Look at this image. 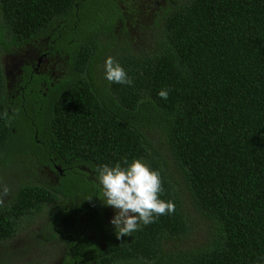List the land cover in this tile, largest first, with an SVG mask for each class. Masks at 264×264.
Masks as SVG:
<instances>
[{
	"label": "trees",
	"instance_id": "obj_1",
	"mask_svg": "<svg viewBox=\"0 0 264 264\" xmlns=\"http://www.w3.org/2000/svg\"><path fill=\"white\" fill-rule=\"evenodd\" d=\"M166 9L151 47L136 52L118 41L113 0H0V55L59 36L72 69L46 90L34 81L17 103L0 63V172L31 175L0 206V241L55 205L52 232L77 264H264V0ZM108 57L133 85L105 79ZM136 159L159 172V199L175 212L117 239L103 223L97 169ZM42 166L62 170L58 183L32 178ZM194 218L206 240L166 249L187 240Z\"/></svg>",
	"mask_w": 264,
	"mask_h": 264
},
{
	"label": "rangeland",
	"instance_id": "obj_2",
	"mask_svg": "<svg viewBox=\"0 0 264 264\" xmlns=\"http://www.w3.org/2000/svg\"><path fill=\"white\" fill-rule=\"evenodd\" d=\"M187 0H123L120 7L123 25L116 23L115 33L119 36L118 41L127 42L131 48L138 50H148L155 38V21L169 9L170 6L183 4ZM123 30L126 34H123ZM4 42L7 38L3 36ZM3 51V50H1ZM25 62L24 48H16L9 53L2 52L0 55V63L3 70L14 72L19 65ZM105 71V62L100 67ZM151 145H155L158 140L153 133L147 137ZM157 148V147H156ZM161 154H165V145L157 148ZM150 151V149H149ZM169 161L167 156H164ZM149 167L148 162L142 161ZM40 170L43 173H40ZM36 175L32 176L34 180L50 182L54 180V175L49 169H38ZM31 178L30 172L20 174L15 168L10 166L4 167V172H0V185H6L10 189L8 196L4 197L6 204L15 194L17 186L25 179ZM3 204V205H4ZM67 207V205L63 206ZM104 216L108 222L114 218L116 210L111 206L102 203ZM66 209H69L68 207ZM56 206L45 207L35 217L23 218L19 224L18 232L15 236L6 241H0V264H60L64 254V244L60 234L52 232L51 216ZM196 223V224H195ZM207 224L199 218H194L192 225V233L184 242H170L166 249H170L173 244L180 247H194L200 245L206 240ZM55 235V236H53Z\"/></svg>",
	"mask_w": 264,
	"mask_h": 264
},
{
	"label": "clouds",
	"instance_id": "obj_3",
	"mask_svg": "<svg viewBox=\"0 0 264 264\" xmlns=\"http://www.w3.org/2000/svg\"><path fill=\"white\" fill-rule=\"evenodd\" d=\"M105 79L109 83L133 85L125 69L113 57L105 61ZM158 95L168 99V90L162 89ZM7 115V113H5ZM126 167L103 165L97 169V179L103 188L102 200L106 206L116 210L111 224L115 227L117 239L130 236L141 225L154 223L159 216L175 212V204L159 199L163 191L159 172L151 170L141 160L136 159ZM10 193L9 187L0 185V206Z\"/></svg>",
	"mask_w": 264,
	"mask_h": 264
},
{
	"label": "flooded vegetation",
	"instance_id": "obj_4",
	"mask_svg": "<svg viewBox=\"0 0 264 264\" xmlns=\"http://www.w3.org/2000/svg\"><path fill=\"white\" fill-rule=\"evenodd\" d=\"M113 1L117 4L119 9H123L120 7L122 0ZM91 9L95 8L91 7ZM23 48L25 62L19 65V68L14 72L8 71L9 73L6 75V79L8 80L6 83L7 89L10 92H14V95L11 96L12 101L18 99L23 100L25 90L28 86H31L34 81H39V87L46 90L47 83L52 84L58 82V80L70 74L72 70L68 50L64 49L63 45H61V38H59V36L52 35L50 37H39L37 39L29 40V42L23 45ZM55 167L57 172L49 170L50 173L55 176L54 180H50L52 183H58L59 177L63 175L62 170L57 166ZM40 169H46V166H42ZM40 173H43V171L40 170ZM99 186L102 187L100 184ZM71 206L72 205H67L68 208ZM100 210L103 214V223L108 226L109 231L115 230V227L111 222H108V219L104 216L102 205H100ZM60 211H62V208L59 209V207L56 206L54 212ZM96 243L104 247L102 240H97ZM60 264H77L72 248L64 245V254L61 258Z\"/></svg>",
	"mask_w": 264,
	"mask_h": 264
}]
</instances>
